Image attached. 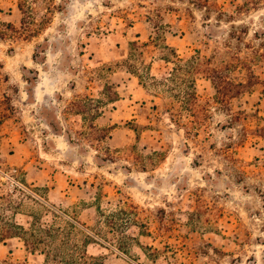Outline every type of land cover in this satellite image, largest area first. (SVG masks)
Here are the masks:
<instances>
[{
	"label": "rangeland",
	"instance_id": "374dc122",
	"mask_svg": "<svg viewBox=\"0 0 264 264\" xmlns=\"http://www.w3.org/2000/svg\"><path fill=\"white\" fill-rule=\"evenodd\" d=\"M22 2L0 0V178L45 200L18 220L78 218L106 264H264V0Z\"/></svg>",
	"mask_w": 264,
	"mask_h": 264
},
{
	"label": "trees",
	"instance_id": "16d2710c",
	"mask_svg": "<svg viewBox=\"0 0 264 264\" xmlns=\"http://www.w3.org/2000/svg\"><path fill=\"white\" fill-rule=\"evenodd\" d=\"M26 3V0L25 3H21L22 9L30 7ZM140 43V40L131 42L135 46V52H132L134 55H137L136 51L139 50ZM194 88L196 89L195 84ZM194 92L187 91V97L199 99L197 92ZM4 185L5 182L0 178V241L20 238L28 251L40 252L45 256L44 264H106L102 255L91 253L88 249L89 244L98 242L101 232L82 223L78 218L70 217L63 224L57 218L56 212L57 217L51 222L45 221L38 213H29L26 222H21L18 220V214L22 212L21 209L27 199H33L41 205H44L45 199L43 200V195L31 187L26 179L20 180L10 191H7ZM38 189L40 190V187ZM123 213H127L126 209L120 208L112 214H106V218L112 223L111 227L122 233L133 222L131 219L123 223L114 221L116 219L113 217ZM78 232L84 233V237L81 238Z\"/></svg>",
	"mask_w": 264,
	"mask_h": 264
}]
</instances>
